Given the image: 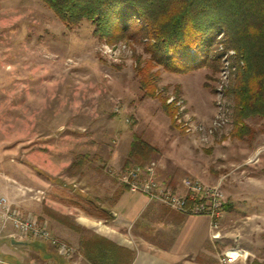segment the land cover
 <instances>
[{"label": "rangeland", "instance_id": "374dc122", "mask_svg": "<svg viewBox=\"0 0 264 264\" xmlns=\"http://www.w3.org/2000/svg\"><path fill=\"white\" fill-rule=\"evenodd\" d=\"M93 30L88 22L66 29L41 0H0V190L9 191L2 198L74 249L104 231L103 215H95L97 197H104L99 188L120 184L117 175L126 168L155 163L157 178L169 185L221 179L225 192L223 177L264 147L257 138L264 119L245 122L256 133L251 141L228 139L229 91L243 61L223 34L209 68L173 74L153 62L144 35L108 42ZM105 46L112 55L102 53ZM178 103L206 126L221 108L230 124L200 145L178 125ZM135 138L153 150L148 160L129 159ZM256 167L245 178L264 182V157L244 168ZM70 204L75 215H61L72 211ZM58 221L70 230L65 239L53 234ZM117 228L130 238L131 231ZM219 232L216 264L229 251L239 255L231 264L264 263V215H223Z\"/></svg>", "mask_w": 264, "mask_h": 264}, {"label": "trees", "instance_id": "16d2710c", "mask_svg": "<svg viewBox=\"0 0 264 264\" xmlns=\"http://www.w3.org/2000/svg\"><path fill=\"white\" fill-rule=\"evenodd\" d=\"M41 1L68 30L88 22L93 34L108 42L144 35L152 42L153 62L173 74L209 68L216 58V38L223 34L227 47L243 61L229 91L233 113L228 139H253V129L245 122L264 119V0ZM152 151L135 138L128 157L140 163ZM95 215H103L105 221L111 218L101 208ZM79 248L88 264H131L133 260V252L96 235L80 240Z\"/></svg>", "mask_w": 264, "mask_h": 264}, {"label": "crops", "instance_id": "0c3cea01", "mask_svg": "<svg viewBox=\"0 0 264 264\" xmlns=\"http://www.w3.org/2000/svg\"><path fill=\"white\" fill-rule=\"evenodd\" d=\"M257 138L261 142L264 141V130L258 131ZM246 163L235 165L223 177L228 178L225 184L226 206L223 215H264V199H261L264 197V182L261 176L245 178L248 174L259 172L261 169L256 167L254 168L256 171H251L244 168L247 166ZM160 183L176 194L185 192L181 181L177 185ZM99 191L104 196L103 199L96 196L99 206L108 212L111 218L109 221H103L107 224L104 231L94 235L133 252L131 264H216L213 261L216 257L214 252L216 241L210 238L209 221L206 218L187 217L160 204L149 202L141 194L129 193L120 184L104 185L99 188ZM39 192L42 193L41 190ZM8 195L7 189L0 190V198L8 197ZM258 195L260 200L256 197ZM10 204L12 205L11 202ZM71 207L72 211L67 210L61 215H75V210L72 205ZM118 226L131 231L130 238L126 236L128 234H121ZM56 227L58 228L53 227L52 231L58 238L65 239L69 235L70 230L59 221ZM129 239L135 244V249L131 248ZM34 241L37 240L31 237H19L10 224L3 222L0 212V258L3 262L8 264L69 263L59 258L46 244L41 242L42 246H38ZM75 249L76 255L73 262L88 264L82 256L79 244Z\"/></svg>", "mask_w": 264, "mask_h": 264}, {"label": "built area", "instance_id": "2783aa9c", "mask_svg": "<svg viewBox=\"0 0 264 264\" xmlns=\"http://www.w3.org/2000/svg\"><path fill=\"white\" fill-rule=\"evenodd\" d=\"M113 52L110 47L102 48V53L106 56L112 55ZM177 106H179L178 125L184 134L194 137L200 145H207L216 132L224 130L230 124L229 118L221 108L206 126L185 115L181 103ZM262 157H264V147L258 148L246 164H257ZM117 177L120 185L129 193L141 194L149 202L160 204L187 217L206 218L209 221L211 240L220 239L219 224L226 206V196L220 183L208 185L196 178H185L181 181L184 194H176L158 181L155 163L128 167ZM0 212L3 222L10 224L19 237H31L40 241L52 248L59 258L68 261V264H75L73 262L75 249L56 239L45 225L32 219L31 215L24 216L12 209V205L4 198L0 199ZM237 256L238 254H233L231 251L226 252L224 260L220 262L231 264L232 257ZM0 264L8 263L0 258Z\"/></svg>", "mask_w": 264, "mask_h": 264}, {"label": "bare ground", "instance_id": "6f19581e", "mask_svg": "<svg viewBox=\"0 0 264 264\" xmlns=\"http://www.w3.org/2000/svg\"><path fill=\"white\" fill-rule=\"evenodd\" d=\"M233 254H238L237 252H232ZM239 258V255L237 257H232V261L231 262H234L236 261L237 259Z\"/></svg>", "mask_w": 264, "mask_h": 264}]
</instances>
